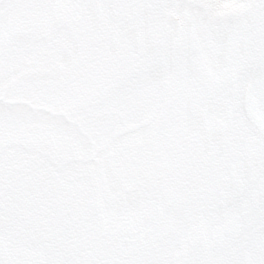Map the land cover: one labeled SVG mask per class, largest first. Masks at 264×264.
<instances>
[{
	"label": "snow or ice",
	"instance_id": "obj_1",
	"mask_svg": "<svg viewBox=\"0 0 264 264\" xmlns=\"http://www.w3.org/2000/svg\"><path fill=\"white\" fill-rule=\"evenodd\" d=\"M0 264H264V0H0Z\"/></svg>",
	"mask_w": 264,
	"mask_h": 264
}]
</instances>
